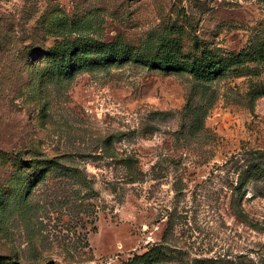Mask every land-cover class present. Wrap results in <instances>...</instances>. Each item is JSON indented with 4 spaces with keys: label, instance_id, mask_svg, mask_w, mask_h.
Masks as SVG:
<instances>
[{
    "label": "rangeland",
    "instance_id": "obj_1",
    "mask_svg": "<svg viewBox=\"0 0 264 264\" xmlns=\"http://www.w3.org/2000/svg\"><path fill=\"white\" fill-rule=\"evenodd\" d=\"M0 264H264V0H0Z\"/></svg>",
    "mask_w": 264,
    "mask_h": 264
},
{
    "label": "trees",
    "instance_id": "obj_2",
    "mask_svg": "<svg viewBox=\"0 0 264 264\" xmlns=\"http://www.w3.org/2000/svg\"><path fill=\"white\" fill-rule=\"evenodd\" d=\"M106 57H100L98 58L97 60H105ZM136 61H139L141 62L142 64H145V65H149V66H152V67H157V68H169V69H172V70H177L178 68H181L179 64L177 63H172V64H168L164 61H148V60H144V59H141V58H138L136 59ZM189 69L192 71V72H196V68L191 65L189 67ZM211 73V72H210ZM213 74H215V72H213Z\"/></svg>",
    "mask_w": 264,
    "mask_h": 264
}]
</instances>
